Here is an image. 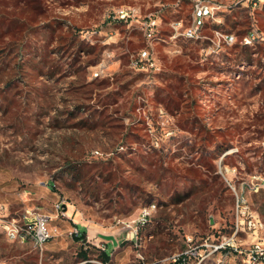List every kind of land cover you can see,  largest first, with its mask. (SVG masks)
<instances>
[{"label": "rangeland", "instance_id": "rangeland-1", "mask_svg": "<svg viewBox=\"0 0 264 264\" xmlns=\"http://www.w3.org/2000/svg\"><path fill=\"white\" fill-rule=\"evenodd\" d=\"M211 1L204 34L233 44L182 35L190 0H0V204L53 232L40 250L0 229V264H99V245L113 264L162 258L230 233L237 195L264 222V2Z\"/></svg>", "mask_w": 264, "mask_h": 264}, {"label": "built area", "instance_id": "built-area-1", "mask_svg": "<svg viewBox=\"0 0 264 264\" xmlns=\"http://www.w3.org/2000/svg\"><path fill=\"white\" fill-rule=\"evenodd\" d=\"M249 1L257 6L260 0ZM190 3L192 19L182 31L184 37L194 41L210 39L216 41L217 46H221L222 42L233 44L236 41L235 34L220 28L214 30L213 38L204 34L209 22H220L218 10L223 7L222 4H216L211 0H190ZM180 25L181 22L176 23L175 28L178 29ZM147 33L149 36L154 34V25H150ZM257 39L256 32L250 31L243 37V43L252 44ZM135 63L139 69L145 68V65L155 66L148 51L144 52L143 58L137 59ZM154 207L153 205L142 209L138 219L139 225L148 221ZM56 208L58 211L64 210L63 202L57 203ZM49 222V215L35 209L25 210L22 217L17 219L11 216L7 206L0 204V229L12 240L30 239L36 248L43 250L47 241L53 236ZM139 225L132 231V235L128 236L138 247L141 245L138 236ZM263 230L264 222L261 217L250 208L243 196L237 195L236 224L230 233H222L214 239L210 237L196 239L190 235L186 237V243L182 249L153 260L147 259L139 252L134 264H264V242L260 237ZM73 234L78 236L81 232L76 227ZM99 247L103 251L108 250L104 245ZM97 262L113 264L111 261L98 260Z\"/></svg>", "mask_w": 264, "mask_h": 264}, {"label": "trees", "instance_id": "trees-1", "mask_svg": "<svg viewBox=\"0 0 264 264\" xmlns=\"http://www.w3.org/2000/svg\"><path fill=\"white\" fill-rule=\"evenodd\" d=\"M233 24H236V21H233ZM81 232V235H78V236H75V238L77 240H81V239H86V229H83V228H78ZM80 257L83 258V259H89V254H88V250L85 249V250H81L80 252ZM99 257L103 260V261H110V251L109 250H104V251H101V253L99 254Z\"/></svg>", "mask_w": 264, "mask_h": 264}, {"label": "water", "instance_id": "water-1", "mask_svg": "<svg viewBox=\"0 0 264 264\" xmlns=\"http://www.w3.org/2000/svg\"><path fill=\"white\" fill-rule=\"evenodd\" d=\"M103 238L107 239V240H111L113 242V244H117V240L115 239L114 236L112 235H101Z\"/></svg>", "mask_w": 264, "mask_h": 264}, {"label": "crops", "instance_id": "crops-1", "mask_svg": "<svg viewBox=\"0 0 264 264\" xmlns=\"http://www.w3.org/2000/svg\"><path fill=\"white\" fill-rule=\"evenodd\" d=\"M8 210H9V208H8ZM9 213H10V210H9ZM76 226H77V228H83V229H86L85 227H83V226H81V225H76ZM113 246L116 247V244H115V245L113 244Z\"/></svg>", "mask_w": 264, "mask_h": 264}]
</instances>
